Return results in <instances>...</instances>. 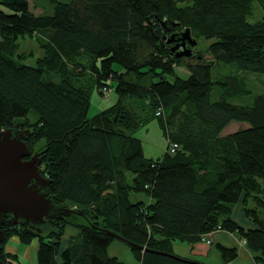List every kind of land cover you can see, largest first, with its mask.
Here are the masks:
<instances>
[{"label":"trees","instance_id":"obj_1","mask_svg":"<svg viewBox=\"0 0 264 264\" xmlns=\"http://www.w3.org/2000/svg\"><path fill=\"white\" fill-rule=\"evenodd\" d=\"M256 6L264 11V0H0V131H30L50 198L88 221L65 248L76 214L6 236L36 240L37 264H126L109 254L117 239L107 230L149 249L130 247L140 264H216L197 257L225 230L264 264V93L250 80L264 77ZM187 29L213 40L204 54L178 56ZM27 35L45 52L36 66L16 55ZM94 92L117 98L90 117ZM236 121L247 125L230 132ZM151 122L166 141L157 157L138 135ZM239 205L249 227L234 218ZM176 243L192 258L150 251L176 254ZM2 246L1 259H18ZM216 247L224 264L237 259L236 247Z\"/></svg>","mask_w":264,"mask_h":264},{"label":"water","instance_id":"obj_2","mask_svg":"<svg viewBox=\"0 0 264 264\" xmlns=\"http://www.w3.org/2000/svg\"><path fill=\"white\" fill-rule=\"evenodd\" d=\"M173 41V38L170 39V42ZM196 43L197 40L191 38L190 30L187 29L181 37V43L174 49L182 47L178 56H190L192 52L187 48V44L194 46ZM29 133V130L0 131V243L6 239L4 226H28L35 232L42 233L49 221L62 220L72 214L82 215L74 209L55 204L50 198V180L43 176L39 169L41 159L25 141ZM28 157L30 159H25ZM107 232L129 247L149 251L145 246L135 244L116 232ZM150 251L188 261L177 254ZM0 264L7 262L0 258Z\"/></svg>","mask_w":264,"mask_h":264},{"label":"rangeland","instance_id":"obj_3","mask_svg":"<svg viewBox=\"0 0 264 264\" xmlns=\"http://www.w3.org/2000/svg\"><path fill=\"white\" fill-rule=\"evenodd\" d=\"M262 16H264V11L260 7L256 6L254 18L259 19ZM37 38H38V35H35V36H28L27 35L26 37L20 38L19 44H18V50L16 52V55L23 54V56L25 58V59H23V62L28 64V65H31V66H36L37 65V59L39 57H41L42 55H44V53H45L43 48H41L40 43L37 40ZM212 42H213V40H210V39L197 38L196 45L193 46V45L188 44L187 48L191 49V52L194 54H197V55L198 54H204ZM178 70H179L180 76H182L183 78L188 77V72L186 71L185 68H178ZM54 77H57L59 79L62 76L60 74H57V75L55 74ZM250 80L252 82L254 89H256L259 92L264 93V77L263 76L256 74L254 76H251ZM90 81H91L90 77H86L85 83L90 84ZM116 98H117V95L114 92H112V93L107 92V94H105L103 97H101L98 92H94L93 96L91 97V108L89 111V116L91 117V116L97 114L98 112H100L101 110L108 108L109 106L113 105L116 102ZM135 102H137V101H135V99H133V98L130 100V103L132 105L133 104L136 105ZM234 123L235 124L230 126L229 131L230 130L235 131L237 128H240L242 126L244 128V126L247 125L245 122H237L236 121ZM232 131H230V132H232ZM138 135L141 137V139L143 141V145H144L146 155L158 156V155L162 154V152H163L162 150H164V149H161L160 143L162 141L160 140V137H162L164 139V135L161 133L160 128H157L155 126V124L152 126L147 125L146 127L145 126L142 127L139 130ZM162 147H163V144H162ZM165 152L169 153L168 150H166ZM42 168L45 170L44 164L40 165V169L43 171ZM139 196L141 198H143V196L141 194H139ZM243 211L244 210H242V207L239 205L238 209H235V211H234V218L238 224L243 225L245 227H249L251 223L249 222V220H247L246 217H244ZM85 223L88 224V221L84 217H82L81 215H78V216L76 215V217L74 219H71L67 223V225L64 226V230H63L64 233H63L62 239L66 238L69 233L70 234L68 236L69 237L68 239L73 238L74 233L78 231L77 225H81V224H85ZM42 232H46L45 227L42 229ZM225 232H226L225 230H222V231L218 232L217 236L223 235ZM10 233H13V230H11ZM235 237H238L237 239L235 238V241H233L236 245L237 250H238V257H237V259H235L234 261H232L229 264H255L256 259L253 257V256H255L254 253H252V251H250L248 249L245 242L242 240V238L238 234ZM213 240L215 241L214 237H213ZM19 242L20 241L16 235L9 234L6 236V239L2 243H0V245L3 244L2 247L4 248L5 253H9L7 249H11L13 247V245H21ZM62 244L65 245L66 243H62ZM63 245H62V247H63ZM216 245H217V243H214V245H212L213 247L209 248V250H208L207 246L201 247V249L204 251V253L205 252L208 253V255L211 256V258H212V261H210L208 259L209 257L206 258L205 262L224 264L222 259H221V256L219 257V259L212 256L213 254L214 255L220 254ZM222 245H224V244H222ZM26 247H28V246H24V251L26 250ZM183 247H186V244L178 243L177 245H175V248H174L175 253L181 257H184V258L185 257L186 258H192V257H190L192 253H190V251L188 253L187 251H185L183 249ZM36 253H37L36 250H34V251L31 250L30 254L26 253V255H22L20 257V259H19V257H18V259H13L12 256H10L11 258L9 257L7 259L8 260L7 264H37ZM110 253L113 255H117V257L121 261L125 262L126 264H140L139 260L137 259L136 255L132 251V249L130 247H128L125 243L120 242L118 240L114 241L111 244ZM195 253H197L196 250H195ZM10 254L11 253H9V255ZM28 255H30V257Z\"/></svg>","mask_w":264,"mask_h":264},{"label":"crops","instance_id":"obj_4","mask_svg":"<svg viewBox=\"0 0 264 264\" xmlns=\"http://www.w3.org/2000/svg\"><path fill=\"white\" fill-rule=\"evenodd\" d=\"M25 53V52H24ZM43 56V55H42ZM41 56V57H42ZM155 124V126L158 128V125H157V123L156 122H151V123H149V126H152V125H154ZM160 140L162 141L161 143H160V146H161V149H165L164 147H165V145H166V141H165V139H163L162 137H160ZM162 144H163V147H162ZM163 152H164V150H162ZM162 152V153H163ZM161 155V154H160ZM148 157H157V156H153V155H147ZM159 156V155H158ZM70 234V233H69ZM69 234H68V236H69ZM79 234V230L77 231V232H75L74 233V235H73V237L74 236H76V235H78ZM225 234V235H224ZM223 235H219V236H217L218 235V233H216L215 234V236H214V238H215V243H221V244H224L225 246H227V247H236V245H235V243L233 242V241H235V238L237 239L238 237H235L237 234H235V233H229V232H225ZM66 237V238H64L63 240H62V243H66L65 245H63V244H61V245H63V247L65 248V247H67V245H68V243H69V240L70 239H68L69 237ZM21 245H13V247L11 248V249H7L8 250V252L9 253H11V254H17L18 255V257H19V259H20V257L22 256V255H26V253H29L30 254V251L31 250H36L37 251V242H36V240H33V242L30 244V245H25V244H23V243H21V242H19ZM178 243H176L175 245H177ZM28 246V247H26V250L24 251V246ZM179 246V245H178ZM62 247V248H63ZM110 247H111V245L109 246V249H108V252H109V254L111 255V256H113V257H117V255H113V254H111L110 253ZM175 247V246H174ZM213 247V246H212ZM211 247V248H212ZM183 249L185 250V251H187L188 253H189V251H190V253H192L193 254V252H191V250H190V248H189V246H187L186 245V247H183ZM191 254V255H192ZM29 257H30V255H28ZM212 256H214L215 258H217V259H219V257H220V254L219 255H212ZM192 257V256H191ZM209 257V258H208ZM253 257H255V256H253ZM198 258V260H200V261H203V262H205V260H206V258H208L210 261H212V258H211V256H209L208 255V253H205V254H202V255H200V256H198L197 257ZM216 259V260H217ZM207 263H211V262H207Z\"/></svg>","mask_w":264,"mask_h":264},{"label":"flooded vegetation","instance_id":"obj_5","mask_svg":"<svg viewBox=\"0 0 264 264\" xmlns=\"http://www.w3.org/2000/svg\"><path fill=\"white\" fill-rule=\"evenodd\" d=\"M34 152V151H33ZM35 153V152H34ZM25 159H30V157H28V158H25ZM41 165V164H40ZM39 169H40V167H39ZM7 217H9V216H7ZM19 226V225H18ZM18 226H4V229L6 230V228H13V227H18Z\"/></svg>","mask_w":264,"mask_h":264},{"label":"built area","instance_id":"obj_6","mask_svg":"<svg viewBox=\"0 0 264 264\" xmlns=\"http://www.w3.org/2000/svg\"><path fill=\"white\" fill-rule=\"evenodd\" d=\"M170 152H173V150H170Z\"/></svg>","mask_w":264,"mask_h":264}]
</instances>
